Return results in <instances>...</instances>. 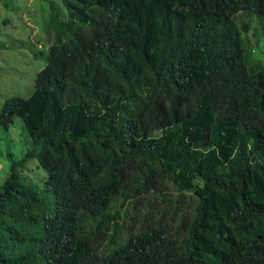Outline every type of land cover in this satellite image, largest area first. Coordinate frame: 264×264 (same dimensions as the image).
Returning a JSON list of instances; mask_svg holds the SVG:
<instances>
[{
	"label": "trees",
	"instance_id": "trees-1",
	"mask_svg": "<svg viewBox=\"0 0 264 264\" xmlns=\"http://www.w3.org/2000/svg\"><path fill=\"white\" fill-rule=\"evenodd\" d=\"M58 2L2 74L0 264H264V0Z\"/></svg>",
	"mask_w": 264,
	"mask_h": 264
},
{
	"label": "rangeland",
	"instance_id": "rangeland-1",
	"mask_svg": "<svg viewBox=\"0 0 264 264\" xmlns=\"http://www.w3.org/2000/svg\"><path fill=\"white\" fill-rule=\"evenodd\" d=\"M32 1L15 0L16 6L12 9H6L3 3L0 2V42L4 45H14L13 49H0V104L7 96H25L24 94L29 91L27 80L24 82L11 80L2 74L7 72L17 73V71H20L19 73L26 75L27 73L24 71L26 67L23 63L33 60H31L30 53L26 52L25 49H22L24 47L20 46L21 41L28 40L34 47H39L41 44V42L36 40L37 37H41V32L38 31V26H36L40 16L34 15ZM55 1L59 3V0ZM6 17L9 18V22L3 23L2 20ZM24 45L27 46L25 43ZM22 58L25 60H22ZM33 65L36 68L37 64ZM21 124V120L17 117L13 121V124L7 128L0 125V152L2 154H9L11 152L15 156V159L18 157L22 140H24V136L27 137L24 130L20 132L19 125ZM32 161L34 162V166L23 177L38 187V189H41L45 171L36 164L34 159ZM1 163L0 161V183L3 177H5L7 170V167L2 166ZM32 164L30 162L27 164V167Z\"/></svg>",
	"mask_w": 264,
	"mask_h": 264
},
{
	"label": "clouds",
	"instance_id": "clouds-1",
	"mask_svg": "<svg viewBox=\"0 0 264 264\" xmlns=\"http://www.w3.org/2000/svg\"><path fill=\"white\" fill-rule=\"evenodd\" d=\"M190 5V7H193V6H195V3H193V2H190L189 3ZM2 127H4V128H7V127H5L3 124H0ZM5 177H3V180L2 181H4L5 179H4ZM25 182H27V183H30V184H32L31 182H29V181H27L26 179H23ZM2 181H1V183H2ZM32 185H34V184H32ZM54 186H55V183L53 182V183H51L49 186H48V190H50V191H52L53 190V188H54Z\"/></svg>",
	"mask_w": 264,
	"mask_h": 264
}]
</instances>
